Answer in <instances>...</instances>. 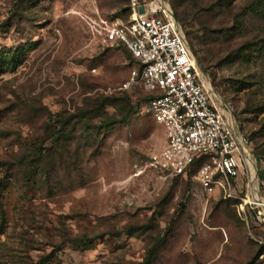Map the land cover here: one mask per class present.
<instances>
[{
	"label": "rangeland",
	"instance_id": "rangeland-1",
	"mask_svg": "<svg viewBox=\"0 0 264 264\" xmlns=\"http://www.w3.org/2000/svg\"><path fill=\"white\" fill-rule=\"evenodd\" d=\"M180 1L250 140L234 197L157 166L165 130L104 41L128 0H0V264H264V1Z\"/></svg>",
	"mask_w": 264,
	"mask_h": 264
},
{
	"label": "built area",
	"instance_id": "built-area-1",
	"mask_svg": "<svg viewBox=\"0 0 264 264\" xmlns=\"http://www.w3.org/2000/svg\"><path fill=\"white\" fill-rule=\"evenodd\" d=\"M152 1L147 7L149 0H130L128 19L110 23L104 41L136 60L124 88L139 85L150 95L145 109L165 130L157 166L192 174L209 195L234 197L250 140L199 66L171 3Z\"/></svg>",
	"mask_w": 264,
	"mask_h": 264
},
{
	"label": "trees",
	"instance_id": "trees-1",
	"mask_svg": "<svg viewBox=\"0 0 264 264\" xmlns=\"http://www.w3.org/2000/svg\"><path fill=\"white\" fill-rule=\"evenodd\" d=\"M170 3H171V5H172V2H171V0H168ZM262 1H264V0H262ZM181 6H182V3H181V1L180 2H178V0H175V7H176V10H174V13H175V16H176V18H177V20H178V22L181 24V26H182V28H183V30H184V32H185V34L187 35V37H188V39H189V42H190V44H191V47H192V49H193V52L196 54V56H197V59H198V63L200 64V66H201V68L203 69V70H207L209 67L207 66L208 64L206 63V60L204 59V58H202L201 56H199V55H201V53H202V50H200V49H197L196 48V44H195V40H198L200 43H201V45L203 46V47H206V46H208L210 43H211V40H212V38L211 37H201V36H194V37H190L189 35L190 34H194L195 33V29H194V25L195 24H193V22H194V19L195 18H190V15H189V13L186 11V10H180V8H181ZM128 17H129V15H130V13H131V8H130V0H128ZM128 19V18H127ZM126 19V20H127ZM184 26H188L189 27V29H191V32H188V31H186L185 30V27ZM122 47V46H121ZM124 48V47H123ZM125 49V48H124ZM126 50V49H125ZM127 51V50H126ZM208 51V50H207ZM128 52V51H127ZM209 53H210V50L208 51ZM243 51H239V53H242ZM129 53V52H128ZM129 55H130V53H129ZM131 56V55H130ZM131 58H132V56H131ZM133 59V58H132ZM135 62H136V60L135 59H133ZM0 61H1V59H0ZM145 100L146 101H149L150 100V95L149 94H147V96H146V98H145ZM147 103V102H146ZM118 122V120H116L114 123H117ZM179 176V175H178ZM180 177H182V176H180ZM186 177H192L193 178V175L191 174V175H188V176H186ZM194 179V178H193ZM195 180V179H194ZM196 181V180H195ZM197 182V181H196ZM198 183V182H197ZM199 185V184H198ZM200 186V185H199ZM201 187V186H200ZM225 198V197H224ZM225 199H228V198H225ZM93 239H90V238H87V237H84L83 238V243H84V245L85 246H87V247H91L92 245H93Z\"/></svg>",
	"mask_w": 264,
	"mask_h": 264
},
{
	"label": "bare ground",
	"instance_id": "bare-ground-1",
	"mask_svg": "<svg viewBox=\"0 0 264 264\" xmlns=\"http://www.w3.org/2000/svg\"><path fill=\"white\" fill-rule=\"evenodd\" d=\"M259 201V200H258ZM261 201V200H260Z\"/></svg>",
	"mask_w": 264,
	"mask_h": 264
},
{
	"label": "water",
	"instance_id": "water-1",
	"mask_svg": "<svg viewBox=\"0 0 264 264\" xmlns=\"http://www.w3.org/2000/svg\"><path fill=\"white\" fill-rule=\"evenodd\" d=\"M176 17V16H175ZM177 19V18H176Z\"/></svg>",
	"mask_w": 264,
	"mask_h": 264
}]
</instances>
